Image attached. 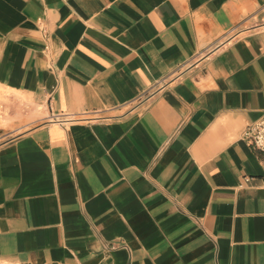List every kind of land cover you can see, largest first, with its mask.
<instances>
[{
	"label": "crops",
	"instance_id": "1",
	"mask_svg": "<svg viewBox=\"0 0 264 264\" xmlns=\"http://www.w3.org/2000/svg\"><path fill=\"white\" fill-rule=\"evenodd\" d=\"M0 87V263L264 264V0H0Z\"/></svg>",
	"mask_w": 264,
	"mask_h": 264
},
{
	"label": "rangeland",
	"instance_id": "2",
	"mask_svg": "<svg viewBox=\"0 0 264 264\" xmlns=\"http://www.w3.org/2000/svg\"><path fill=\"white\" fill-rule=\"evenodd\" d=\"M15 110L14 102L9 99V92L0 87V142L14 135L17 131L4 132L10 112ZM7 131V130H6ZM3 264V263H0Z\"/></svg>",
	"mask_w": 264,
	"mask_h": 264
},
{
	"label": "built area",
	"instance_id": "3",
	"mask_svg": "<svg viewBox=\"0 0 264 264\" xmlns=\"http://www.w3.org/2000/svg\"><path fill=\"white\" fill-rule=\"evenodd\" d=\"M80 120H90L91 118H77ZM244 137L249 145L260 150L264 155V118L248 125L244 131Z\"/></svg>",
	"mask_w": 264,
	"mask_h": 264
}]
</instances>
